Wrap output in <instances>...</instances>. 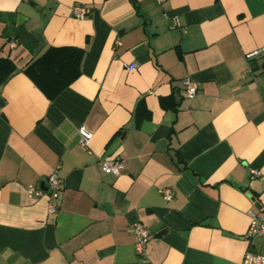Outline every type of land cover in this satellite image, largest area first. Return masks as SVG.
Here are the masks:
<instances>
[{"label":"crops","instance_id":"0c3cea01","mask_svg":"<svg viewBox=\"0 0 264 264\" xmlns=\"http://www.w3.org/2000/svg\"><path fill=\"white\" fill-rule=\"evenodd\" d=\"M136 2L0 0L1 56L18 69L0 87V264H241L248 250L264 254L263 238L243 239L250 213L264 217V60L245 58L264 47V0ZM75 7L90 13L77 18ZM61 46L86 55L51 101L22 70ZM185 79L198 85L193 98ZM141 100L152 116L137 127ZM103 159L122 160L121 174L103 173ZM55 170L51 214L27 189ZM135 223L150 233L145 256Z\"/></svg>","mask_w":264,"mask_h":264},{"label":"built area","instance_id":"2783aa9c","mask_svg":"<svg viewBox=\"0 0 264 264\" xmlns=\"http://www.w3.org/2000/svg\"><path fill=\"white\" fill-rule=\"evenodd\" d=\"M158 3H163L165 0H157ZM90 13V11L85 7H75L73 9V14L77 18L85 17ZM174 24H177L175 20ZM15 42L12 43L14 47ZM245 58L248 62L253 60H264V47L257 49L255 51L249 52L245 55ZM137 67V65H133ZM264 72V71H263ZM247 73L250 74L253 78L256 77L255 71L252 66H248ZM183 87L186 91V96L188 98H193L198 91V85L191 81L190 79H185L182 82ZM79 134L81 136V145L88 147L93 134L86 127H81L79 129ZM99 166L103 173L119 176L124 168V162L122 160H107L103 159L99 161ZM253 176H260L259 171H253ZM62 190L61 179L59 178L58 171L55 170L52 172L46 181V190L42 187L29 186L27 189L28 196L31 198H41L46 196L49 202V213L55 214L58 210L56 204L59 199L60 192ZM165 200L170 201L172 199V192L170 190L162 191ZM131 234L134 237L135 249L137 253L141 256H145L147 247L150 243V233L148 229L141 223H135L131 227ZM263 238L264 239V217H258L255 213H250V226L246 234L243 236V239L249 242L254 241L255 239ZM241 264H264V254L257 253L252 250H248L241 262Z\"/></svg>","mask_w":264,"mask_h":264},{"label":"trees","instance_id":"16d2710c","mask_svg":"<svg viewBox=\"0 0 264 264\" xmlns=\"http://www.w3.org/2000/svg\"><path fill=\"white\" fill-rule=\"evenodd\" d=\"M131 2L138 9L136 0H131ZM2 50L3 48L0 47V87L18 71L8 57L1 56ZM85 55L86 50L79 47H50L44 54L29 63L22 72L35 83L49 100L53 101L81 76ZM172 99V96L161 98V106L168 108L167 103L173 101ZM177 104L174 102L173 109L177 108ZM151 116L144 100H141L134 113L136 126L139 127L142 122L150 120Z\"/></svg>","mask_w":264,"mask_h":264},{"label":"water","instance_id":"95a60500","mask_svg":"<svg viewBox=\"0 0 264 264\" xmlns=\"http://www.w3.org/2000/svg\"><path fill=\"white\" fill-rule=\"evenodd\" d=\"M163 145H165V142H164V143H161V145L159 146V150H160V148H161ZM42 188H44V189L46 190V187H45L44 185H42Z\"/></svg>","mask_w":264,"mask_h":264}]
</instances>
